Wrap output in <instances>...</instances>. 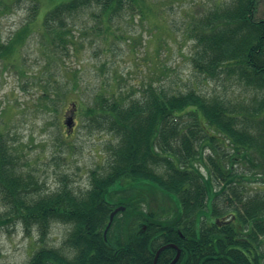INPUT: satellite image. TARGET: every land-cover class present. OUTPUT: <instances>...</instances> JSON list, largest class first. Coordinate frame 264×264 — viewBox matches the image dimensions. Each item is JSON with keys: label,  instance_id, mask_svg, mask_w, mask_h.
Returning <instances> with one entry per match:
<instances>
[{"label": "trees", "instance_id": "trees-1", "mask_svg": "<svg viewBox=\"0 0 264 264\" xmlns=\"http://www.w3.org/2000/svg\"><path fill=\"white\" fill-rule=\"evenodd\" d=\"M260 3L226 0L195 17L188 33L194 71L206 80L237 82L250 99L236 104L195 90L168 93L153 86L130 99L97 95L82 112L90 127L113 140L106 167L91 172L90 186L81 193L69 185L42 192L39 180L20 167L8 132L0 128V201L5 210L0 227L20 222L29 236L37 233L42 246L30 264H153L157 251L167 245L177 249H165L157 264H170L178 250L177 264H263L262 255L252 252L264 237V195L238 198L240 207L228 218L217 202L230 191L237 195L243 178L234 169L239 161L254 170L253 181L264 177ZM87 9H96L93 17L106 23L127 11H151L147 0H65L45 14L43 35L53 46L65 44L70 23ZM31 11L28 24L8 43L0 39V60L12 58L32 30L39 7ZM222 144L232 152L221 154ZM207 148L214 153L208 157L211 167L204 156ZM218 157L228 158L229 167H222ZM216 179L224 182L219 190ZM139 185L163 194L170 207L161 213L144 209L140 197L129 195ZM121 206L126 210L115 217L105 239L110 215ZM55 223L69 225L71 231L61 247L50 248L45 244Z\"/></svg>", "mask_w": 264, "mask_h": 264}, {"label": "rangeland", "instance_id": "rangeland-1", "mask_svg": "<svg viewBox=\"0 0 264 264\" xmlns=\"http://www.w3.org/2000/svg\"><path fill=\"white\" fill-rule=\"evenodd\" d=\"M62 1L0 0V39L4 43L28 24L33 6L39 7L32 30L13 57L0 60V128L8 132L20 167L39 180L42 192L69 185L81 193L90 186L91 172L106 167L107 146L113 138L90 127L82 112L99 94L130 99L153 86L168 93L195 90L231 98L236 104L250 99V92L237 82L206 80L190 61L191 25L226 0H147L150 12L127 11L110 23L94 18L96 9H87L70 23L66 43L53 46L43 35V20ZM258 16L264 18V0ZM44 95L48 98L43 99ZM220 147L221 154L232 152L227 145ZM204 154L211 167L208 157L214 153L207 148ZM225 164L229 167L228 158L220 165ZM200 169L206 174L203 165ZM234 169L243 174L237 195L230 191L217 201L227 218L240 207L238 198L244 201L264 195V177L253 181L254 170L243 161ZM214 184L219 190L224 182L216 179ZM149 190L139 185L129 195L140 197L144 209L155 213L170 207L163 194ZM0 213H5L1 201ZM70 231L69 225L53 224L45 245L61 247ZM41 246L37 233L29 236L20 222L0 227V264H30ZM252 254L262 255L264 264V237Z\"/></svg>", "mask_w": 264, "mask_h": 264}, {"label": "water", "instance_id": "water-1", "mask_svg": "<svg viewBox=\"0 0 264 264\" xmlns=\"http://www.w3.org/2000/svg\"><path fill=\"white\" fill-rule=\"evenodd\" d=\"M67 125L69 126L70 124L68 123ZM125 210H126L125 207H118V208H116V209L111 213V215H110V221H109L108 226H107V228H106V230H105V238H106V235H107V233H108L110 227H111L112 224H113V221H114L115 216H116L119 212H122V211H125ZM168 247H173V248H175L176 246H175V245H172V246L170 245V246H164V247L160 248V249L158 250L157 254H156L154 264H157V260H158V258H159V256H160V254H161L166 248H168ZM180 256H181V251L179 250L178 253H177V256L175 257V259L172 261L171 264H176V263L178 262V260L180 259Z\"/></svg>", "mask_w": 264, "mask_h": 264}]
</instances>
